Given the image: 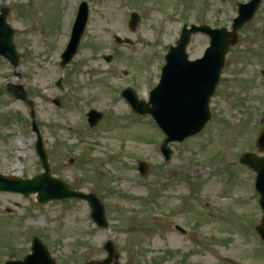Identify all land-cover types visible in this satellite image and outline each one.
Returning a JSON list of instances; mask_svg holds the SVG:
<instances>
[{
  "label": "rangeland",
  "instance_id": "374dc122",
  "mask_svg": "<svg viewBox=\"0 0 264 264\" xmlns=\"http://www.w3.org/2000/svg\"><path fill=\"white\" fill-rule=\"evenodd\" d=\"M81 1L0 0V8L11 9L9 22L20 54L16 68L0 57V173L33 178L42 172L30 108L4 90L7 83L21 84L34 103L54 176L73 190L95 193L105 205L110 226L97 228L88 204L78 199L40 205L34 194L24 198L0 192V264L31 253L34 237L44 242L57 264H99L107 257L108 240L120 264H264V245L256 236L264 213L259 210L255 176L238 161L252 149L255 132L264 128V79L257 72L264 67V1L254 19L239 30V43L229 49L211 99V147L205 146L211 138L206 131L204 138L170 144L171 164L156 146L162 137L158 127L150 118L127 111L121 88L131 82L138 97L148 100L184 22L231 30L236 3L250 0H84L91 13L82 46L74 61L62 68L64 42L71 36L72 14ZM133 12L140 18L135 30L128 25ZM114 36L132 44H117ZM208 45L204 35L193 36L190 59L200 58ZM105 56H112L111 62ZM91 109L103 114L93 128L86 117ZM139 159L150 163L145 178L138 176ZM199 165L210 173L202 179L210 181L207 191L201 189L203 183L199 190V177L193 175ZM179 168H186V182L170 183L160 191L166 176ZM219 177L226 181L223 193ZM179 194L189 206L182 215L175 214L182 210ZM197 197L203 209H198ZM229 221L243 232L233 230ZM175 224L185 227L188 236L178 233Z\"/></svg>",
  "mask_w": 264,
  "mask_h": 264
},
{
  "label": "water",
  "instance_id": "95a60500",
  "mask_svg": "<svg viewBox=\"0 0 264 264\" xmlns=\"http://www.w3.org/2000/svg\"><path fill=\"white\" fill-rule=\"evenodd\" d=\"M261 1L252 0L247 5H239V17L235 20L231 33H228L226 29L211 30L207 26H192L189 30L184 28L179 43L176 47H171L166 56L167 64L163 68L160 84L151 93L150 104L152 108H149L145 102H138L131 91L124 92V96L137 112L152 114L168 135V139L162 147V151L166 155L171 153L167 148L169 142L183 141L200 132L210 119L209 100L219 81L228 47L237 43V31L252 19ZM3 12V15L0 16V55L7 58L14 67H17L19 55L12 43L13 31L5 22L7 10ZM86 13V6L83 5L75 25L73 40L63 56V66L76 53L85 29ZM138 20V16L134 14L130 23L133 29L138 24ZM201 31L211 36V46L207 49L203 59L190 61L186 52L190 37ZM20 89V87L11 86V90L15 91L18 97L26 99L24 93L19 94ZM32 116L34 117V114ZM100 119V114L95 111L90 112L89 122L91 126H95ZM33 127L38 134L36 149L45 172L31 180L10 178L0 174V191L19 192L26 198L37 193L39 203L66 198L86 200L93 209V219L101 227H106L104 207L94 194L71 191L64 181L53 177L49 157L44 148L39 129L35 123ZM262 143H264V135ZM242 163L254 168L258 174V184L262 193V206L264 208V159L258 160L254 155L247 154L243 156ZM258 230L264 237V223ZM105 250L108 252V257L100 264H119L116 250L111 242L105 245ZM32 252L25 258L24 262H9L8 264H56L51 259L46 247L37 238L33 242ZM88 264H96V262L91 261Z\"/></svg>",
  "mask_w": 264,
  "mask_h": 264
}]
</instances>
